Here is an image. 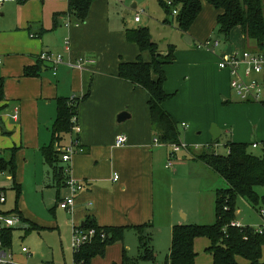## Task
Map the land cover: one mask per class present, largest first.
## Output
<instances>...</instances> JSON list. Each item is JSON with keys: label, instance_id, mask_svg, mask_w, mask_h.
<instances>
[{"label": "crops", "instance_id": "1", "mask_svg": "<svg viewBox=\"0 0 264 264\" xmlns=\"http://www.w3.org/2000/svg\"><path fill=\"white\" fill-rule=\"evenodd\" d=\"M69 1L0 0V78L3 80L0 157H6L11 149H16V184L22 193L26 171L36 181H42V202L50 205L48 213L51 216L50 220H43L28 211L24 201L16 198L12 181L0 179V189L6 192L10 188L15 193L13 212L21 217V224L7 235V250L12 253L15 263H49L36 259L39 252L31 254L28 249L24 254V245L21 248L13 245L14 233L22 231L18 236L19 242L39 233H57L62 251V236L70 238V262H66L65 256L63 260L64 264H74L76 252L71 246L72 230L82 227L86 221H93L98 227H127L126 230L152 223V227L144 232L150 233L153 249L156 240L157 171L158 167L169 170L173 166L167 168L171 161H166V164L163 161L167 157L168 144L154 143L146 92L117 77L121 63L135 62L139 56L144 62L151 61L148 52L140 53L135 44L126 41L125 32L140 28L136 25H140L142 19L134 21L138 10H144L145 16L152 19L155 12L148 14L151 0H93L84 21L77 20L70 11ZM154 3L158 11L164 13L160 0H154ZM118 10L122 16H128L132 11L133 20L119 17ZM216 28V12L209 11L204 15L200 13L183 35L189 38L192 47L211 38ZM149 33L151 35L150 30ZM66 39H69V50L65 49ZM248 46L251 49L246 45L243 50L257 51L254 44L249 43ZM169 47L166 48L167 53ZM228 47L216 51H195L184 41L183 47L173 48V61L163 66L166 76L163 90L170 96L163 103V108L177 124L179 142L186 146L185 152L190 154L189 150H194L192 164L214 177L217 176L211 169L194 158L195 153L212 142L209 133L212 124L221 131L220 137L224 134L234 143L264 141V108L261 105L257 121L251 126L253 140L250 142L243 140L249 128L228 131V118L232 116L224 119L218 114L219 111H228L230 115L243 114L253 112L258 106L251 107L250 103L243 105L232 100L228 75L217 66L220 52L235 50L232 44ZM43 53L60 55L62 63L54 70L51 63L39 58ZM159 54L167 55L161 51ZM81 60L93 63L78 69L75 65ZM26 68H34L37 75L25 77ZM85 95H88L86 99L78 104V131L63 134L61 140L54 143L57 100L72 97L80 100ZM15 110L18 112L17 120L11 117ZM123 112L129 117L119 123L117 116ZM253 116H249L251 121ZM120 135L126 137V143L116 146L115 140ZM73 141H77L80 151L72 156L70 163L60 164L64 171L69 168L70 172H64L63 179L58 182L42 152L51 146L61 152ZM114 176H117L116 180H113ZM69 177L83 185V190L75 195L71 211L59 207V202L67 194L65 183ZM165 216L171 221L170 229L175 225H192L187 214L180 219L170 210L165 211ZM125 231L122 242L107 246L104 256L93 258L91 264H120L123 250L131 258L129 247L124 242ZM197 241L194 242L195 254ZM208 247L209 242L206 250ZM263 250L264 247L262 253ZM40 255L42 257L43 254ZM261 262H264L262 256ZM50 263L61 264L54 259ZM211 263V255L198 259L196 254L195 264Z\"/></svg>", "mask_w": 264, "mask_h": 264}, {"label": "trees", "instance_id": "2", "mask_svg": "<svg viewBox=\"0 0 264 264\" xmlns=\"http://www.w3.org/2000/svg\"><path fill=\"white\" fill-rule=\"evenodd\" d=\"M92 1L70 0L69 9L77 20L84 21ZM206 2L216 12L217 32L225 39H229L232 30L238 28L244 39L253 42L257 51L264 49V0H206ZM201 5L202 0H160V6L167 17L165 24L169 25L168 18L172 16V11L176 10L177 14L174 16L176 28L184 34L190 30L201 13ZM125 32L126 41L135 44L140 53L148 52L151 61L144 62L139 56L135 62L121 63L117 77L146 92L154 138L160 144H178V126L163 108V103L170 97L163 90V83L166 81L163 66L173 61L174 49L172 46L169 47L166 59L160 61L158 47L152 41L147 28L127 29ZM36 75L34 68L24 70L25 77ZM87 96L80 100L76 99L75 104H70L69 99L57 100V120L53 127L54 143L59 142L63 134L70 133L71 119L77 117L78 104ZM2 101L3 80L0 78V102ZM217 143L218 140L194 154V158L211 169L224 184L223 189L215 190L214 223L208 226H173L170 248L163 264H195L194 242L203 237L209 242L207 251L212 258L211 264H238L237 259H242L247 264H264L261 262L264 233L259 234L248 226L242 228L231 226L235 222L237 198L248 201L258 213L264 210V197L261 199L262 208L257 209L260 199L255 193L256 187L264 186V151L255 156L248 152V146L251 144L227 140V155L218 156L210 151L211 146ZM15 153L16 149L13 148L6 157H0V171L11 177L16 198H19L21 189L15 181L17 172ZM42 153L45 162L57 178L56 181H61L64 176V170L60 167L62 153L55 151L52 146L44 149ZM12 213L18 215L16 211ZM151 227L152 223L132 227L137 233L141 254L136 259L129 258L123 250L120 264H137L138 261L156 264V255L151 247V235L144 232ZM81 228L94 229L96 233L91 243L84 245L75 253L74 264H91L93 258L103 257L107 246L122 242L127 227H98L93 221H86ZM101 232L105 235L104 238L99 237ZM8 234L10 230L3 235L6 247L9 246Z\"/></svg>", "mask_w": 264, "mask_h": 264}, {"label": "rangeland", "instance_id": "3", "mask_svg": "<svg viewBox=\"0 0 264 264\" xmlns=\"http://www.w3.org/2000/svg\"><path fill=\"white\" fill-rule=\"evenodd\" d=\"M151 2L150 11L148 12V14L155 12L154 16H152V19H150L147 18L145 14L140 15L139 17L142 19V22L140 25L136 26H145L149 28L153 42H155V44L157 45L158 50L165 54H167V46H172L173 48H175V50L183 47L184 33L176 28L174 16L168 18L169 25H164L167 17L164 13L158 11L159 9L158 7H156L154 0H151ZM201 8V13L203 15L205 13H208L209 11H211V13H213L214 11V9L209 6L206 0H202ZM118 14L119 17L124 18L126 21L133 20L132 11H129L128 16H122L120 10H118ZM211 38H216L220 42V46L216 50L228 49V46L232 44V48L235 49L234 51H239V49L240 51H243L246 45L247 48L251 49L248 46L249 43L253 45L252 41L244 39L238 28H234L232 30L229 39H225L221 34H219L216 28ZM190 48L195 51H199L196 50L194 46H190ZM251 51L254 53L256 52L253 50ZM164 58L166 59V55L160 56V61H163ZM229 91L233 97L232 100L234 102H239L238 98L230 90V88ZM242 104L247 105V103ZM248 105L251 107L258 105V108L256 107L253 112L247 111L243 114L237 113V115H233V113L230 115V112L228 111L218 112L219 116H222L224 119L232 116V118H228V131L234 132L236 131L235 129H239L240 131H242L249 128L246 132L247 134L243 136V140H246V142H250L253 140V137L251 136V126L254 125L253 122L257 121L256 115H258L260 106L256 103H250ZM250 115H255L253 116L252 121L249 118ZM227 140H230V137H226L223 134L222 137L218 139V143L216 144V146H211L210 151L218 156H226L228 152V149L226 147ZM210 144H212V142H210ZM166 150L168 151L167 157L163 161L166 164V161L169 160L171 161L173 166L169 170L158 167L157 171V190L155 199L157 216L154 225V239L156 240L154 242L155 244L153 245V252L156 255V263H162L165 260L170 247L171 221L167 218L165 219V217H167L165 216V211L169 212L170 210H173L174 214H176L180 219L183 218L184 214H187L188 220L192 225H212L214 223L215 190L224 188V184L219 178L208 174L206 171L200 169L198 165L192 164V156L194 150H189L190 154H187L185 150L181 149L177 153L176 158L170 156V148H167ZM248 152L255 156H258L262 154V149H253L251 146H248ZM41 186L42 181H36L34 176L26 171L25 182L24 186L22 185V193L19 195V200L24 201L25 208L28 211L34 213L43 220H50L51 216L48 213L50 205L42 202ZM255 193L260 199L257 209L262 208L261 199L264 197V186L256 187ZM5 198L6 202L0 207V211L4 213H11L15 209V193L13 192V190L9 188L5 192ZM62 215L64 214L62 213ZM235 222L239 223L241 226H248L254 229L259 228L262 224L259 213L255 211V208L243 198L236 199ZM21 233L22 231H16L14 233L13 245H15V247L18 246V248H21V246L24 245L25 248L30 250L31 254H37L38 252L39 254H43L42 257L41 255L39 257V254L36 255V259L40 260V262H49L48 264H51L50 262H52V260L54 259L55 262L64 264L63 256H65V258L67 259L66 262H70V238L67 239L65 235L62 236V251L60 247L59 235L57 233H51V235L46 234L47 236L45 234L39 233L30 237H26L22 241L20 240L21 242H19L18 236ZM197 240L198 244L196 246V254L198 259H203L208 255V251L206 250L208 241L204 237L198 238ZM124 242L126 246L129 247L128 255L131 258L135 259L139 257L141 251L139 249L138 236L135 230L129 229L125 231ZM116 244L117 243L113 245ZM262 257H264V250L262 253ZM238 262L244 263L242 259H238ZM137 264L153 263L149 261H138Z\"/></svg>", "mask_w": 264, "mask_h": 264}, {"label": "built area", "instance_id": "4", "mask_svg": "<svg viewBox=\"0 0 264 264\" xmlns=\"http://www.w3.org/2000/svg\"><path fill=\"white\" fill-rule=\"evenodd\" d=\"M170 5V3H167ZM144 10H138L134 17L135 22H139L140 15H144ZM177 14L176 10L172 11V16ZM196 50L199 51H216L220 46V42L214 38H209L202 42H197L193 45ZM65 49L69 50V39L65 40ZM42 61H46L52 64L55 70L56 66L62 63V57L60 55L46 54L43 53L39 57ZM217 66L218 69L224 71L228 75V82L230 90L236 95L238 100L242 103H256L264 108V49L256 51L255 53L250 50L243 51H232L230 53L220 52L217 56ZM93 62L85 63L83 60L79 61L75 66L78 69H82L84 64H91ZM75 98L69 99L70 104H75ZM13 120H17L18 112L15 110L14 114L11 116ZM76 117L71 119L72 127L71 131H78L76 125ZM126 143V137L120 135L115 140L116 146H123ZM154 143L160 144L156 139ZM171 149L170 156L174 157L175 154L181 150L186 149V146L179 142L178 144H168ZM251 147L253 149L260 148L264 151V141L262 142H252ZM80 150L77 149V141H73L69 146L65 147L61 151V161L62 163H70L71 158L74 154L78 153ZM172 166L171 162L167 163V168ZM65 173L70 172L69 168H66ZM10 179L11 177L3 171H0V179ZM117 176L113 177L116 180ZM66 196L59 202V207L63 210H72L75 205V195L76 193L83 190V185L73 178L69 177L66 180ZM5 192L0 191V206L5 204ZM262 224L259 228L254 229L255 232L259 234L264 233V210L259 212ZM21 224V218L15 213H4L0 211V264H26V263H15L13 260V255L7 250V247L3 241V235L7 230L14 229ZM232 227L242 228L239 223L234 222L231 224ZM94 229L84 230L81 227H74L72 230L71 246L73 251L78 252L81 247L92 242L95 237ZM100 238H104L105 235L101 232L99 234ZM24 254L28 253L27 248H22Z\"/></svg>", "mask_w": 264, "mask_h": 264}, {"label": "water", "instance_id": "5", "mask_svg": "<svg viewBox=\"0 0 264 264\" xmlns=\"http://www.w3.org/2000/svg\"><path fill=\"white\" fill-rule=\"evenodd\" d=\"M184 41L187 45L191 46V41L189 40L188 37H184ZM129 116L127 115V113L123 112L121 114H119L117 116V121L120 123V122H123L125 119H127ZM209 133L211 135V141L212 142H215L217 141L219 138H220V135H221V131L219 130V128L217 127V125L215 124H212L210 126V130H209Z\"/></svg>", "mask_w": 264, "mask_h": 264}]
</instances>
